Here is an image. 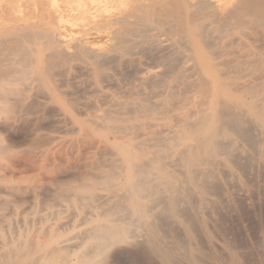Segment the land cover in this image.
Segmentation results:
<instances>
[{
	"label": "bare ground",
	"instance_id": "bare-ground-1",
	"mask_svg": "<svg viewBox=\"0 0 264 264\" xmlns=\"http://www.w3.org/2000/svg\"><path fill=\"white\" fill-rule=\"evenodd\" d=\"M11 1L13 0H9V2ZM63 1L65 4V12L64 10L61 11L59 8L58 10L65 14V33L37 28L38 26L33 22L34 20L29 18L30 15L28 19H26L25 25H19L18 23L13 24L10 26L11 28L9 30L2 33L0 37V114L7 110L11 96H15L14 101L17 100L19 103H27L28 99L32 98L31 92L35 87L34 85L40 84L48 86L50 98L61 105L60 110H64V114L70 113L72 115V110H79L75 107L79 102L74 104L70 102V100L64 101L61 96L62 92L59 94L56 91L58 87H56L57 84L54 78L55 76L59 77L58 75L63 76L64 74H68L66 72L72 70L74 67H79L78 70H82L87 76L88 81H85V83L89 82L88 87H92L93 89L91 91L89 88V91L93 92L94 95H99L90 102V107L88 104L81 105V110L83 108L85 109V106L89 108L92 106L93 109V112H90V116L83 121L84 125L82 124V126L84 127V132L86 133V137L88 135L92 138L91 135H97L102 142L106 143L105 147H103L104 151L110 153L112 157L107 159L105 163L101 162L103 163L102 165H100V160L98 159L99 165H96V170L98 171L96 174L92 175L89 172L92 175L91 177L85 178L80 183L76 182L74 185H69L70 187H67V189L64 188L58 193L56 192V199L68 201L67 206L78 211L82 222L81 224L75 223L63 229H59V227L56 228L52 225L49 227L42 226L32 229V231L29 227L19 228L17 226L18 228H16L13 227L15 225H13L14 217H9L5 211L12 205V214H17L19 208L15 204L13 205L8 199L2 198L4 200L0 201V264H103L104 260H108L106 258L112 248L124 242L141 243L146 246L151 253L156 255L157 258L159 257L161 260L168 263L175 264V260L177 261L178 257L181 256V261H184L186 264H206L199 253L201 252L199 245L202 244L201 246L204 248L206 241L203 240L202 234H199V228H196L198 225H195L196 230L194 227L193 229L195 233L197 231L202 237L203 243H201V241V244L199 243L198 245L196 243L197 241L195 242L199 235L196 234V237L193 232L194 230L190 223L192 219L189 220L184 217L186 215L188 217L191 211L189 210L188 214L184 213L183 216L181 211L182 205L184 203L187 205H197V201L193 197L194 194L198 199L199 207L206 209L208 204L212 201L211 195L216 196L217 193L213 183L219 181V179L221 180L219 174L213 169L214 165L220 162L224 164L231 162L234 164L235 162L232 160V154L236 152L241 154L245 148L249 150L252 148L251 151H254L253 147L259 146L258 144L261 146L264 145V47L259 45V41L264 42V0ZM58 7H60V5H58ZM13 12H23L22 6L19 5L18 9H13ZM0 14L5 15L3 11ZM100 32L105 33L104 41L100 40L99 37L101 42L96 40ZM259 37H261V40H259ZM150 52L158 54L153 61L160 66V69H150L141 77H137V79L142 84H150L149 87H152V89L150 88L151 93L143 91L146 95L141 98H135L134 92L130 90L133 86L130 84L132 86L129 89L130 92L128 93V90L126 91V94H129V98L127 97L128 100H121L116 97L118 92L116 95L111 94L110 96L104 94L105 91L103 89L106 84L108 85L107 82L116 79L112 70H115L116 73L117 66L119 67L123 64L132 65L136 62L139 55H146L145 57H148ZM188 61L191 63L186 64ZM136 65L138 64L136 63ZM149 65L152 64L150 63ZM146 66L148 65L146 64ZM150 67L152 68V66ZM136 72L139 73L140 71ZM118 73L119 75L121 74L120 72ZM132 73L133 72L128 73V75H130L128 76L129 78ZM78 77V80L76 79L77 81L80 79V76ZM59 78V81L63 83L64 80L62 77ZM82 80L84 82V79ZM82 80H80V82ZM80 82H77V84H80ZM85 83H83L84 86ZM129 83L130 82L127 84ZM125 84L122 86H125ZM65 85L67 84L65 83ZM122 86H118V88ZM73 87L71 88L73 89ZM157 88L160 89L157 90ZM39 89L41 90V88ZM138 89H140V87ZM67 90L65 91L70 93ZM93 93L91 95H93ZM152 94H154V97H159V99L154 100ZM77 95L76 97H78L79 100L80 96ZM138 95L141 96L139 93ZM34 96L37 95L35 94ZM103 96L107 100L111 99L108 100L110 102L105 103L107 107H103L102 105L104 104H101L103 103L102 101H104H101ZM76 97L74 100H76ZM81 98L79 100L80 103ZM41 100H43V98H41ZM82 100L85 101V97H83ZM82 106L84 107L82 108ZM88 107L86 109H88ZM28 109L29 108L26 110ZM19 111L20 110H18V112ZM87 111L89 112L90 110L88 109ZM27 113L30 112L27 111ZM33 114L35 113L33 112ZM161 128H166L164 129L166 131H163ZM139 129H148L149 132L142 134L141 131L143 130H141V135L139 134L137 136L138 133H134ZM31 130L33 129L31 128ZM57 131H55V133ZM12 133H10V136H12ZM26 134L27 133H25V135ZM38 135H44V132ZM111 136L113 139H111ZM82 138L85 140V136H82ZM46 139L49 141L50 138L47 137ZM2 140L3 139L0 138V154L7 150ZM38 140H36L37 144L42 139ZM97 140L95 139V141ZM41 143L49 146L48 142V144H46V142ZM89 143L93 142L91 141ZM96 143L94 144L96 145ZM37 144H34V146L36 145L35 147H38L41 145L39 144L37 146ZM94 144H92V147H95ZM30 148H32V146ZM30 148L27 146L26 150ZM22 149L23 148H21V150ZM100 151L102 152V150ZM58 154L56 157H58ZM33 155L37 157L36 153ZM255 156L256 154L254 157ZM237 157L236 155V158ZM239 157V160L243 158L240 155ZM247 157L249 158L250 156L248 155ZM87 158L91 159V157H86L84 159ZM243 159L246 160L245 157ZM247 160L245 161L247 162L246 164L252 165L250 162L253 159H251L250 162ZM78 161H80V159H78ZM69 162L71 163V161ZM83 163L85 162L81 164ZM73 164L71 163L72 166ZM236 164L237 163H235V165ZM79 165H77V167ZM14 166L18 168L22 167L17 165ZM56 166L59 167L58 165ZM236 166H238V164ZM77 167L76 169L78 170ZM90 167H92V165ZM260 167L262 166L260 165ZM249 168L247 167L246 169L249 170ZM246 169L243 167L244 171ZM255 169L256 167L253 170L254 172H256ZM54 170L51 169L53 172ZM82 170L83 169H81V171ZM243 170L241 171L244 174ZM15 174H17V172ZM40 174L43 175V172H40ZM224 174H226V172ZM1 175L0 193H3L4 190L11 195L13 191L19 190L18 185ZM263 175L261 174L262 179L264 177ZM54 177L55 176H53L52 179H54ZM246 177L248 178V176ZM246 177L245 180L247 181ZM223 178L225 179V176H223ZM253 178L252 176V179ZM54 180L52 181L54 182ZM250 180L251 178L249 182ZM251 181L252 184L253 182L256 184L254 179ZM252 184L251 187H256V185L252 186ZM44 185L42 186L44 187ZM227 185L229 184L227 183ZM48 186L50 187V185ZM235 186L234 182L233 188ZM43 187L41 188L43 189ZM228 187L230 189V186ZM46 189L47 188H45V190ZM221 189H223V187ZM254 189L256 190V188ZM259 189V192H261V186ZM250 192L252 191L250 190ZM250 192L249 194H251ZM252 194L254 195L256 193ZM220 198L221 197L218 199ZM220 200L222 201V199ZM253 200L255 199L253 198ZM97 201L99 202L97 203ZM241 202L243 201L241 200ZM252 202L254 205L256 200ZM61 203L59 204L58 201L57 204L62 205ZM224 203H226V201ZM258 203L260 204H257L258 207H264V205L261 207L260 202ZM239 205L243 206L244 203L243 205L242 203ZM225 206L224 204V207ZM255 206L252 208H255ZM61 207L65 208L63 206ZM210 208L212 207H209V209ZM85 209H88L87 216L85 213V216L82 217V212ZM42 210L39 212H42ZM244 210L242 208L241 212H244ZM248 211L254 213L256 209L254 211L252 209ZM257 211L262 215L259 209H257ZM195 212L197 214V211ZM38 213L37 216L40 217L38 219H40L42 223H46L49 220L48 213H45L46 215L44 214L43 216H40L41 213ZM25 215L28 216L29 214ZM57 215H60V209ZM207 215L209 216V214ZM220 215L221 214L217 215V217H220ZM230 216L231 215H229V217ZM239 216L242 218L240 219L241 221L244 220L241 214ZM70 217L69 219L72 218ZM166 218L173 219L177 226L182 227L187 241L182 242L176 239V236L182 232H179L177 235H175L176 232L172 233L175 227L171 228V224V226L168 227L171 233L174 234L173 238L169 237L170 234H168V236L162 232V224L164 225V223H162L161 220H166ZM191 218L193 217L191 216ZM18 219L19 218H17V220ZM198 219L200 218L198 217ZM210 221L213 222L211 217ZM263 221H259L260 224L258 223L257 225L261 227L264 223ZM192 222L194 221L192 220ZM220 223L221 222H218V224ZM212 224L215 226L214 223L210 224V222H208L210 227L213 226ZM222 225L224 226L225 223ZM218 226L219 225H217V227ZM236 226L239 225L237 224ZM258 226L257 229H260ZM227 227L228 226L225 225L224 229ZM213 228L211 229L212 232L214 230ZM179 229L177 228L178 231ZM218 229L222 231V234L226 231L222 230L223 228L220 229L218 227ZM227 232L230 234L229 230ZM213 233H215L216 236L217 230H214ZM205 235L207 240H209L208 229H205ZM217 235L220 236V234ZM182 236L185 238L184 235ZM219 236L216 237L218 239L220 238L219 240L222 241L221 236ZM223 237H225V234H223ZM258 237L261 238V236L257 235V238ZM74 239L77 240L76 242L74 241L75 243H66ZM259 240L260 239H258V241ZM222 242H224V239ZM232 242L234 243V241ZM260 243L262 242L258 243L259 246L261 245ZM237 244L236 242L234 245L239 247ZM234 245L233 247L235 249ZM244 245L246 246V244ZM125 248H127V246ZM124 249L122 248L121 250ZM133 249L132 247L129 253H131ZM240 249L239 247V250ZM236 250H238V248H236ZM113 252L115 254L117 251L114 249ZM126 252L128 253V250ZM260 252L259 250V253ZM136 253L141 256V254H139L140 252ZM208 253L209 252H207L206 255L203 253V255L210 258ZM223 255L225 254L222 253V256ZM114 256L116 257V254ZM124 256L127 255L125 254ZM144 256L145 253L143 257ZM213 256L212 258H214ZM237 257L239 260H244V258H240L239 255ZM237 257L233 254L227 264H240ZM255 260L250 262L256 264ZM146 261H148V259ZM108 263L110 264L109 261ZM179 263L180 262L177 261V264ZM223 263L225 264V262ZM241 264H245V260L243 263L241 262Z\"/></svg>",
	"mask_w": 264,
	"mask_h": 264
},
{
	"label": "rangeland",
	"instance_id": "rangeland-1",
	"mask_svg": "<svg viewBox=\"0 0 264 264\" xmlns=\"http://www.w3.org/2000/svg\"><path fill=\"white\" fill-rule=\"evenodd\" d=\"M55 1V2H54ZM57 1V2H56ZM63 0H13V1H11V2H9V0H0V13H2V11H3V13H5V15H1L0 14V37H1V35H2V33H4L5 31H7V30H9L11 27L10 26H12L13 24H16V23H18L19 25H25L26 23V19H28V16H29V18H32V20H34L33 22L38 26L37 28H39V29H41V30H55V31H57V32H62V33H65V14H64V12H65V4H64V1L62 2ZM60 2V3H59ZM56 3V4H55ZM60 5V7H58V5ZM19 5H21L22 6V9H23V12H16V13H14L13 12V9H18L19 8ZM52 5H54V6H52ZM57 5V6H56ZM38 6V7H37ZM54 7V8H53ZM58 8L59 9H61V11H63L64 10V12H61L60 10H58ZM27 9V10H26ZM29 10V11H28ZM37 10V11H36ZM57 11H60V12H57ZM37 12V13H36ZM18 13V14H17ZM62 13V14H61ZM21 14V15H20ZM24 14V15H23ZM20 15V16H19ZM59 15H61V16H59ZM27 16V17H26ZM42 20V21H41ZM64 31V32H63ZM101 33V32H100ZM98 34V38H96V40H98L99 42H101L100 40H105V33H101V34ZM102 36H103V38H102ZM99 37H100V40H99ZM260 39L259 40H261V37H259ZM102 41V42H103ZM261 42H263V41H259V45L261 46V47H264V42L263 43H261ZM261 43V44H260ZM156 55H158V54H156V53H153V52H150V54L148 55V57H145L146 55H143V56H141V55H139L138 56V58L136 59V62L134 63V64H132V65H127V64H123V65H121V66H117V70H116V73H115V70H112V73H114V75H115V77H116V79H114V80H112L111 82H107L108 83V85H110V86H108L106 83H104V84H106L105 85V87H104V91H105V93L104 94H107V95H116L117 94V92H118V95H116V97H118L119 99H121V100H128V98H129V94H126L127 92V90H128V93L130 92V90H132L133 92H134V96H135V98H141V97H143L144 95H146V93H151V90H150V88L152 89V87H149L150 86V84H142L138 79H137V77L139 78V77H141L142 75H144L148 70H150V69H152V70H156V69H160V66H158V64L155 62V61H153L154 60V58H155V56ZM153 62V63H152ZM136 63L138 64V65H136ZM144 63H146L148 66H146V64H144ZM152 64V65H149V64ZM191 62L190 61H188V62H186V64H190ZM135 66H136V68H135ZM150 66H152V68L150 67ZM156 66V67H155ZM128 67V68H127ZM134 67V68H133ZM141 67V68H140ZM154 67V68H153ZM78 68L79 67H74V68H72V70H70V71H68V72H66V73H68V74H64L63 76H61V75H58L59 77H62V79L64 80V82L62 83V82H60L59 81V77H57V76H55V78H54V80H55V83L57 84V86L56 87H58V89L56 90L59 94H61L60 92H62V94H61V96H62V98H63V100L65 101H69L70 100V102H72V103H78V104H76L75 105V107H76V109H79V110H72V112H73V114L71 115L70 113H65L64 114V110L62 111V110H60L61 108V105L58 103V102H55V100H52L51 98H50V92H49V88H48V86H44V85H40V84H37V85H34L35 87H34V89L32 90V98H30V99H28V102L27 103H19V102H17V100L16 101H14L15 100V96H11V98H10V100H9V102H8V107H7V110L4 112V113H1L0 115V138L1 139H3L2 141H3V143H4V145L7 147V150L5 151V152H3V153H1L0 154V173L2 174H0L1 176H3V177H6V179H8V180H11V181H13L16 185H18L19 186V190H16V191H13L12 192V194L10 195V193H7L6 191H4L3 190V193H0V201L1 200H4V199H2V198H5V199H8L9 201H11V203L14 205H16L19 209H18V213L17 214H12V205H10L11 207L9 208V209H7L5 212H6V214L9 216V217H11V216H13L12 218H13V227H16V228H21V227H29V228H31L30 230L32 231V229H35V228H37V227H49V226H55L56 228H58L59 227V229H63V228H65V227H68V226H71V225H73V224H81L82 222H81V218H80V216H79V213H78V211L76 210V209H74V208H69L68 206H67V204H68V201H66V200H63V199H56V196H57V194H56V192L58 193L59 191H61L62 189H67V187H70L71 185H74L76 182H78V183H80V182H82L85 178H87V177H91L93 174H96L98 171L96 170V167L99 165L98 163H99V160H100V165H102L103 163H101V162H104L105 163V161L107 160V159H110L112 156H111V154L110 153H108V152H106V151H104V148L103 147H105V145H106V143H104V142H102L101 140H100V138L97 136V135H91V137L92 138H90V136H88L87 135V137H86V133L84 132V127L82 126V124L84 123L83 121L84 120H86L89 116H90V112L92 113L93 112V109H92V106H91V108H89L90 107V102L93 100V99H95V97L96 96H99L98 94H95L94 95V93L93 92H91L93 89H92V87H88V85H89V82H86L85 83V81H88L87 80V76L84 74V72L82 71V70H78ZM121 68V69H120ZM133 68V69H132ZM137 68H138V70H137ZM129 69V70H128ZM140 69V70H139ZM133 70V71H132ZM135 70V71H134ZM114 71V72H113ZM120 72L121 74L119 75V73L118 72ZM127 71V72H126ZM128 71H130V72H133L132 74H131V77L129 78L128 76H130V75H128V73H130V72H128ZM136 71H140L139 73L138 72H136ZM76 73H77V75H76ZM83 73V74H82ZM122 74H124V75H122ZM134 74H136V75H134ZM66 75H67V77H66ZM74 75V76H73ZM77 77H76V76ZM78 76H80V79H79V81H77L78 80ZM66 77V78H65ZM71 77V78H70ZM76 77V78H75ZM136 77V78H135ZM65 78V79H64ZM68 78V79H67ZM72 78H73V80H72ZM77 79V80H76ZM82 79H84V82H83V80ZM86 79V80H85ZM123 79V80H122ZM128 79V80H127ZM62 80V81H63ZM66 80V81H65ZM80 80H82L81 82H80ZM122 80V81H121ZM127 82H126V81ZM73 81V82H72ZM114 81V82H113ZM115 81H116V83H115ZM69 82V83H68ZM74 82H76V83H74ZM77 82L79 83L80 82V84H77ZM120 82V83H119ZM124 82V83H123ZM125 82H126V84L128 83V82H130L129 84H125ZM65 83L67 84V85H65ZM74 83V84H73ZM83 83H85V86H84V84ZM113 83V84H112ZM60 86H59V85ZM63 84V85H62ZM116 84V85H115ZM121 84V85H120ZM123 84H125V86H122ZM133 86V88H131L130 89V87H132L131 85ZM75 85H78V86H75ZM81 85V86H80ZM113 87H112V86ZM147 85V86H146ZM37 86V87H36ZM43 86V87H42ZM62 86H63V88H62ZM65 86V87H64ZM67 86V87H66ZM74 86V87H73ZM118 86H122V87H124V88H122V87H120L121 88V90H120V88H118ZM71 87H73V89L71 88ZM75 87H77V88H75ZM81 87V88H80ZM136 87V88H135ZM140 87V89H138ZM39 88H41V90L39 89ZM89 88H90V90L91 91H89ZM108 88H111V89H107ZM118 88V89H117ZM135 88V89H134ZM144 88V89H143ZM68 89V90H67ZM82 89V90H81ZM117 89V90H116ZM130 89V90H129ZM134 89V90H133ZM138 89V90H137ZM142 89V90H141ZM158 89H160V88H157V90ZM35 90V91H34ZM64 90V91H63ZM65 90H67V91H69L70 93H68V92H66ZM76 92H75V91ZM78 90V91H77ZM84 90V91H83ZM87 90V91H86ZM110 90H112V91H110ZM116 90V91H115ZM137 90V91H136ZM72 91V92H71ZM74 91V92H73ZM115 91V92H114ZM119 91H121V92H119ZM143 91L144 92H146V93H143ZM37 92V93H36ZM83 94H82V93ZM108 92V93H107ZM34 93V94H33ZM47 93V94H46ZM72 93V94H71ZM74 93V94H73ZM79 93H80V95H79ZM85 93V94H84ZM93 93V95H91ZM137 93V94H136ZM138 93L141 95V96H139L138 95ZM37 95V96H34V95ZM45 94V95H44ZM77 96H80L79 97V100H80V98L83 96V97H85V101L84 100H82V98H81V103H80V101L78 100V97H76V95ZM103 94V95H104ZM124 94H126V95H124ZM122 95V96H121ZM138 95V96H137ZM153 96V98H154V100H158L159 99V97H154V94H152ZM155 96H156V94H155ZM44 97H46V98H44ZM76 97V100H78V101H76V100H74V98ZM121 97V98H120ZM128 97V98H127ZM41 98H43V100H41ZM71 98H72V100H71ZM102 100H104V101H102ZM108 100H111V99H108ZM107 99H105L104 98V96H103V98L101 99V101L103 102V103H101V104H104V105H102L103 107H107V104H105V103H107V102H110V101H108ZM153 100V99H152ZM32 101H33V103H32ZM37 101V102H36ZM41 101V102H40ZM44 101V102H43ZM83 101H84V103H83ZM88 101V102H87ZM16 103V104H15ZM11 104V105H10ZM15 104V105H14ZM25 104V105H24ZM52 104V105H51ZM88 104V106H85L86 108L88 107V109L90 110L89 112L87 111L88 109H84L83 107L84 106H82V110L80 109L81 108V105H87ZM32 105H34V106H32ZM78 105V106H77ZM80 105V106H79ZM10 106V107H9ZM12 106V107H11ZM24 106V107H23ZM57 107V108H56ZM20 108V109H19ZM27 108H29L28 110H26ZM13 111H12V110ZM55 109H56V111H55ZM10 110H11V112H10ZM18 110H20L19 112H18ZM24 110H25V112H24ZM27 111L28 112H30V113H27ZM38 111V112H37ZM40 111V112H39ZM82 111V112H81ZM87 111V112H86ZM13 112V113H12ZM18 112V113H17ZM33 112L35 113V114H33ZM80 112V113H79ZM17 113V114H16ZM49 113H50V115H49ZM88 113V114H87ZM5 114H6V116H5ZM10 114V115H9ZM46 114V115H45ZM82 114V115H81ZM84 114V115H83ZM61 117H60V116ZM80 115V116H79ZM45 116V117H44ZM67 116V117H66ZM18 117V118H17ZM42 119H41V118ZM51 117V118H50ZM28 118V119H27ZM40 118V119H39ZM10 119H12V120H10ZM51 119V120H50ZM22 120V121H21ZM49 120V121H48ZM53 120V121H52ZM17 121V122H16ZM24 121V122H23ZM32 123H31V122ZM49 122V123H48ZM53 122V123H52ZM67 122V123H66ZM45 123V124H44ZM71 125H70V124ZM16 124H17V126H16ZM18 124H21V125H18ZM31 124V125H30ZM35 124V125H34ZM58 124V125H57ZM65 124H66V126H65ZM69 124V125H68ZM14 125V126H13ZM44 125H45V127H44ZM68 125V126H67ZM84 125V124H83ZM43 126V127H42ZM64 126V127H63ZM40 127H42V128H40ZM72 127V128H71ZM14 128V129H13ZM15 128H17V129H15ZM31 128L34 130H31ZM76 128H77V132H76ZM28 129V130H27ZM47 129V130H46ZM58 131H57V130ZM62 129V130H61ZM163 131H166V130H164V129H166V128H161ZM30 130V131H29ZM46 132H45V131ZM141 130H143V129H139V130H137V131H135V133L134 134H137V136L140 134V131ZM7 131V132H6ZM11 131V132H10ZM12 131H13V133H14V135H13V133H12ZM17 131V132H16ZM29 131V132H28ZM55 131H57L56 133H55ZM64 131V132H63ZM144 131V132H143ZM143 131H141L142 132V134H144V133H147V132H149V130L147 129V130H143ZM12 133V136H10L11 134L10 133ZM43 132H44V135H38V134H40V133H42L43 134ZM75 132V133H74ZM25 133H27L26 135H25ZM34 133V134H33ZM53 133V134H52ZM61 133H65V134H61ZM72 133H74V134H72ZM85 133V134H84ZM7 134V135H6ZM84 134V135H83ZM9 135V136H8ZM33 135H38L37 137L36 136H33ZM141 135V134H140ZM27 136V137H26ZM30 136V137H29ZM50 136V137H49ZM82 136L84 137L85 136V140H84V138H82ZM31 137H34V138H31ZM44 137V138H43ZM50 138L49 139V141L46 139V138ZM56 137V138H55ZM27 138V139H26ZM31 138V139H30ZM37 138V139H36ZM59 138V139H58ZM6 139V140H5ZM33 139V140H32ZM40 139H42V140H39ZM94 139V140H93ZM95 139L97 140V141H95ZM111 139H113V137L111 136ZM10 140V141H9ZM34 140H35V142H34ZM36 140H38L39 142H38V144H37V141ZM47 140V141H46ZM50 140H51V143H50ZM88 140V141H87ZM5 141V142H4ZM7 141V142H6ZM33 141V142H32ZM53 141V142H52ZM93 142V143H89V142ZM41 142H46V144H48L49 143V146L48 145H44V143H41ZM48 142V143H47ZM81 142V143H80ZM84 142H85V144H84ZM87 142V143H86ZM97 142V143H96ZM30 143V144H29ZM94 143H96V145L94 144ZM102 143H104V144H102ZM34 144H37V146L39 145V144H41V145H39L38 147H35L34 146ZM59 144V145H58ZM92 144H94L95 145V147H92ZM32 146V148H30L31 146ZM259 146H256V147H253V149H254V151H255V148H256V151H255V153H254V151L252 150L251 151V149L252 148H250V150L249 149H246L245 148V150H243L242 151V153L240 154L239 152H236V153H234V154H232V160H234V162L235 163H237L238 164V166H236L235 165V163L234 164H232L231 162H229V163H227V164H224V163H222V162H220V163H217V164H215L214 165V167H213V169L216 171V173H218L219 174V176L221 177V180L219 179V181H217V182H214L213 184H214V187H215V191H217V193H216V196H213V195H211V199H212V201L208 204V207L206 208V209H202V208H200L199 207V205H198V199L196 198V196L193 194V197L195 198V200L197 201V205H193V204H191V205H187V204H185L184 202V204L182 205V214H183V216H184V213L185 214H188V211L190 210L191 212V216L193 217V218H191V216H190V213L188 214V217H187V215L186 216H184L185 218H187V219H192L194 222H192V220H190V223H191V227H192V229H193V227H194V229H195V227L198 225V227H196V228H199V230H198V232H199V234H202L201 236L203 237V240L204 241H206V245L209 247H207L205 244H203V245H205L204 246V248H202V244L201 243H203V240H202V237L198 234V232L196 231V233H195V230L193 231L194 232V234H195V236L197 237V235L196 234H198L199 236L196 238V240H195V242L199 245V243L201 244V245H199L200 246V249H201V252H199L200 254H201V258L203 259V260H205V263L207 264V263H209V264H224L223 262H225V264H227V263H229L228 261H229V259L230 258H232V256H233V254H234V256L235 257H237L238 255H239V257L240 258H244V260H245V264H254V262H250V261H254L255 259V263L256 264H264V243H263V238H264V226H263V218H264V212H263V210L264 209H262V208H264V207H262L263 205H264V201H262V200H264V186H262V185H264V177H263V179H262V176H261V174L263 175L264 174V171H262V170H264L263 168H264V153H263V151H264V145L263 146H261L260 144H258ZM27 146H28V148H30L31 149V151H30V149H27L26 150V148H27ZM47 146V147H46ZM101 146H102V148H101ZM19 147H20V149H19ZM35 147V148H34ZM62 147H64V148H62ZM70 147V148H69ZM82 147V148H81ZM88 147H89V151H88ZM97 147V148H96ZM11 148H13V149H11ZM21 148H23L22 150H21ZM37 148V149H36ZM43 148V149H42ZM61 150H60V149ZM20 151H19V150ZM33 149H34V151H33ZM39 149H41V150H39ZM102 150V152L100 151V150ZM24 150V151H23ZM84 151V153H83V151ZM22 151V152H21ZM30 151V152H29ZM71 153H73V154H71ZM92 151V152H91ZM247 151V152H246ZM15 152V153H14ZM27 152V153H26ZM49 152H51V153H49ZM81 152V153H80ZM91 154H90V153ZM100 152V153H99ZM257 152V153H256ZM14 153V154H13ZM20 153V154H19ZM22 153V154H21ZM24 153H25V155H24ZM36 153V155H37V157L35 156V155H33V154H35ZM40 155H39V154ZM58 153H60V154H58ZM86 153V154H85ZM88 153V154H87ZM104 153V154H103ZM106 153V154H105ZM248 153V154H247ZM254 153V154H253ZM7 154V155H6ZM19 154V155H18ZM27 154V155H26ZM57 154H58V157H56L57 156ZM78 154V155H77ZM101 154H103V155H101ZM256 154V156L254 157V155ZM4 155H6V156H4ZM16 155V156H15ZM18 155V156H17ZM29 155V156H28ZM32 155V156H31ZM39 155V156H38ZM48 155H49V157H48ZM67 155V156H66ZM71 155H73V156H71ZM236 155L239 157V155L240 156H242L243 158L245 157V159L247 160V156L249 155L250 157L248 158V160L247 161H249L250 162V160L251 159H253V160H251V162L250 163H252V165L250 164V165H247L246 163L247 162H245L246 160H244L242 157V159L241 160H239L240 159V157L238 158H236ZM25 156V157H24ZM35 156V157H34ZM42 156V157H41ZM76 156H77V158H76ZM82 156V157H81ZM94 156V157H93ZM102 156H104V157H102ZM234 156V157H233ZM24 157V158H23ZM41 157V158H40ZM64 157H66V158H64ZM86 157H91V159H84V158H86ZM96 157V158H95ZM52 158V159H51ZM56 158V159H55ZM94 159V162H93V159ZM102 158V159H101ZM237 160H236V159ZM251 158V159H250ZM32 159V160H31ZM37 159V160H36ZM38 159H39V161H40V163H39V161H38ZM51 159V160H50ZM64 159V160H63ZM67 161H66V160ZM78 159H80V161H78ZM99 159V160H98ZM59 160V161H58ZM73 160V161H72ZM76 160V161H75ZM255 160V161H254ZM19 161H20V163H19ZM26 161H27V163H30V164H27L26 163ZM38 161V162H37ZM69 161H71V163L73 164V166H75V167H73L72 165H71V163L69 162ZM85 162V163H83V164H81L82 162ZM87 161V162H86ZM89 161V162H88ZM98 161V162H97ZM241 161V162H240ZM5 162V163H4ZM35 162V163H34ZM54 164H53V163ZM60 162H62V163H60ZM65 162V163H64ZM93 162V163H92ZM240 162V163H239ZM244 162V163H243ZM248 162V163H249ZM256 162V163H255ZM15 163V164H14ZM17 163H19V164H17ZM25 163V164H24ZM43 163V164H42ZM68 163V164H67ZM17 165V166H19V167H21V168H18V167H15L14 165ZM27 164V165H26ZM34 164V165H33ZM39 164H41V165H39ZM75 164H77V165H79L78 167H77V165H75ZM86 164V165H85ZM89 164H91L92 165V167H90L91 165H89ZM98 164V165H97ZM254 164V165H253ZM10 165V166H9ZM11 165H13V166H11ZM26 165V166H25ZM31 167H33V168H31ZM33 165V166H32ZM38 165V166H37ZM47 166V168H46V166ZM48 165H49V167H48ZM56 165H58L59 167H57ZM63 165V166H62ZM68 165H69V167H68ZM71 165V166H70ZM97 165V166H96ZM222 165V166H221ZM224 165V166H223ZM235 165V166H234ZM241 165H247V166H241ZM260 165L262 166V167H260ZM9 168H8V167ZM35 166V167H34ZM65 166V167H64ZM39 167V168H38ZM52 167V168H51ZM73 167V168H72ZM76 167L78 168V170L76 169ZM220 167H224V168H220ZM236 167H237V169L239 170V171H241V170H243V167L246 169L247 167L249 168V170H243L244 171V174L245 173H247V172H249V173H247V174H243L242 173V171L241 172H239L237 169H236ZM256 167V169H255V171L256 172H254L253 170H254V168ZM7 168V169H6ZM14 168V169H13ZM16 168V169H15ZM28 168V169H27ZM56 168V169H55ZM58 168H60V169H58ZM72 168V169H71ZM79 168H80V171H79ZM91 168V169H90ZM242 168V169H241ZM29 169H31V170H29ZM36 169V170H35ZM51 169L52 170H54V172L53 171H51ZM69 169H71V170H69ZM81 169H83L82 171H81ZM93 169V170H92ZM222 169V170H221ZM8 170H10V171H8ZM56 170H57V173H56ZM62 170V171H61ZM64 170V171H63ZM77 170V171H76ZM87 170V171H86ZM88 170H91V171H88ZM260 170H261V172H260ZM7 171V172H6ZM21 171H22V173H21ZM27 171H29V172H27ZM32 171V172H31ZM49 171H50V175H49ZM85 171V172H84ZM93 171V172H92ZM10 172V173H9ZM17 172V174H15ZM40 172H43V175H41L40 174ZM74 172H76V173H74ZM79 172V173H78ZM80 172H83V173H80ZM87 172V173H86ZM92 174H90V173ZM226 172V174H224ZM8 173V174H7ZM51 173H52V175H51ZM61 173V174H60ZM63 173H65V174H63ZM84 173H86V174H84ZM256 173V174H255ZM259 173H261V174H259ZM60 176H59V175ZM77 174H78V176H77ZM90 174V175H89ZM224 174V175H223ZM235 174V175H234ZM242 174V175H241ZM252 174H254V175H252ZM49 175V176H48ZM66 177H65V176ZM87 175V176H86ZM225 176V179H226V177H227V179L225 180L224 178H223V176ZM226 175H228V176H226ZM244 175V176H243ZM37 176H39V177H37ZM53 176H55L54 177V179H56V180H54V179H52V177ZM59 176V177H58ZM85 176V177H84ZM246 176H248V178L246 177ZM252 176L254 177L253 179L255 180V182H256V184L253 182V184L251 183L252 181L251 180H253L252 179ZM264 176V175H263ZM46 177V178H45ZM49 177H51V178H49ZM233 177H235V178H233ZM245 177L247 178V181L245 180ZM47 179V180H45V179ZM49 178V179H48ZM76 178V179H75ZM77 178H78V180H77ZM251 178V180H250V182H249V179ZM40 179V180H39ZM42 179V180H41ZM44 179V180H43ZM51 179V180H50ZM31 180V181H30ZM35 180V181H34ZM52 180H54V182L52 181ZM27 181V182H26ZM29 181V182H28ZM33 181V182H32ZM226 181H228V182H226ZM21 182V183H20ZM44 182V183H43ZM226 182V183H225ZM234 182H235V185L238 187H234L233 188V186H234ZM247 182V183H246ZM27 183V184H26ZM35 183H37V184H35ZM227 183L229 184V185H227ZM39 184V185H38ZM45 184V185H44ZM220 186H219V185ZM239 184V185H238ZM248 184H250V185H248ZM251 184H252V186L253 185H256V187H251ZM37 187H36V186ZM42 185H44V187L42 186ZM48 185H50V187L48 186ZM70 185V186H69ZM217 185H218V187H217ZM52 186V187H51ZM56 188H54V187ZM59 186V187H58ZM228 186H230V189H229V187ZM261 186V192H262V194H261V192H259V187ZM36 187V188H35ZM41 187H43V189H44V191H43V189L41 188ZM48 187H49V189H48ZM58 187V188H57ZM223 187V189H221ZM23 188V189H22ZM27 190H26V189ZM32 188H33V190H32ZM37 190H35V189ZM45 188H47L46 190H45ZM254 188H256V190L254 189ZM21 189V190H20ZM240 189V190H239ZM30 190V191H29ZM43 192H42V191ZM250 190L252 191V192H250ZM46 191V192H45ZM255 191V192H254ZM16 192V193H15ZM221 192V193H220ZM236 192H237V194H236ZM243 192V193H242ZM246 192V193H245ZM249 192L251 193V194H249ZM20 193V194H19ZM22 193V194H21ZM24 193V194H23ZM47 193V194H46ZM65 193H66V191H65ZM215 193V192H214ZM220 193V194H219ZM245 193V194H244ZM252 193H256V194H252ZM28 194H29V197H28ZM222 194V195H221ZM234 194V195H233ZM27 195V196H26ZM38 195H39V197H38ZM40 195H41V197H40ZM50 195H52V196H50ZM218 195V196H217ZM250 195H252V196H254V197H252V196H250ZM257 195V196H256ZM26 198H24V197ZM31 196V197H30ZM47 198H46V197ZM50 196V197H49ZM237 198H236V197ZM105 197V196H104ZM216 197H221L220 199H222V201L220 200V199H218V198H216ZM252 199H251V198ZM257 199H256V198ZM24 198V199H23ZM49 198V199H48ZM193 198V199H194ZM238 198H239V200H238ZM253 198L256 200V203H254V205H253V202L252 201H255V200H253ZM11 199V200H10ZM30 199V200H29ZM103 199V198H102ZM29 200V201H28ZM236 200V201H235ZM241 200L243 201V202H241ZM262 201V203H261V201ZM32 201V202H31ZM58 201H59V204L61 203L62 205H59V204H57L58 203ZM65 201V202H64ZM195 201V202H196ZM226 201V203H224V202ZM239 201V202H238ZM30 202H31V204H30ZM42 202H43V204H42ZM57 202V203H56ZM99 201H97V203H98ZM223 202V203H222ZM258 202H260L261 203V207L262 208H260V206L258 207V205L257 204H259ZM36 203V204H35ZM39 203H40V205H39ZM238 203V204H237ZM240 203H242V205H243V203H244V205L243 206H241V205H239ZM42 204V205H41ZM222 204V205H221ZM224 204L226 205L225 207H224ZM245 204H246V206H245ZM57 206V208H56V206ZM59 205V206H58ZM239 205V206H238ZM253 205V206H252ZM257 207H256V206ZM260 205V204H259ZM50 206V207H49ZM61 206H63V207H65V208H62ZM215 206V207H214ZM255 206V208H252V207H254ZM34 207H36V208H34ZM61 207V208H60ZM195 207V208H194ZM197 207V208H196ZM209 207H212V208H210L209 209ZM215 209H214V208ZM226 207H228V208H226ZM34 208V209H33ZM40 208V209H39ZM42 208H43V210H42ZM220 208V209H219ZM241 208V209H240ZM242 208H243V210L244 209H246V210H244V212H241V210H242ZM11 209V210H10ZM59 209H60V215H57V212L59 211ZM63 209H65V210H63ZM230 209V210H229ZM251 209L254 211L255 209H256V211H254V213H251V212H249L248 210H250L251 211ZM257 209H259V212H261V214L263 215H260V213H258V211H257ZM42 210V212H39V211H41ZM49 210V211H48ZM58 210V211H57ZM87 210L88 209H85L83 212H82V217L83 216H85V213H86V216H87ZM207 211V212H205V211ZM261 210V211H260ZM30 211V212H29ZM65 211V212H64ZM195 211H197V214H196V212ZM203 211V212H202ZM210 211V212H209ZM217 211H218V213H217ZM221 213H220V212ZM226 211H227V214H226ZM228 211H229V215H231L230 217H229V215H228ZM238 211V212H237ZM252 211V212H253ZM34 212H35V214H34ZM41 213L40 214V216H43L45 213L47 214L48 213V218H49V220L46 222V223H42L41 221H40V219H38V218H40L39 216H37V213ZM63 212V213H62ZM234 212V213H233ZM240 212V213H239ZM255 212H257V213H255ZM263 212V213H262ZM38 213V214H39ZM209 214V216L211 217V220H213V222L212 221H210V217L207 215V214ZM224 213H225V215H224ZM245 214V216H244V214ZM25 214H29L28 216L27 215H25ZM45 214V215H46ZM90 214V213H89ZM219 214H221L220 215V217L218 216L217 217V215H219ZM235 216H234V215ZM238 216H237V215ZM242 215V217H243V219L244 220H240V219H242L241 218V216H239V215ZM255 214H257V215H255ZM228 215V216H227ZM25 216V217H24ZM72 218H71V217ZM182 216V217H183ZM190 216V217H189ZM226 216H227V219H226ZM234 216V217H233ZM16 217V218H15ZM23 217V218H22ZM69 217L71 218V219H69ZM198 217L200 218V219H198ZM209 217V218H208ZM245 217V218H244ZM259 217V218H258ZM262 219H261V218ZM17 218H19L18 220L19 221H22V222H19L18 220H17ZM29 218V219H28ZM249 218V219H248ZM38 219V220H37ZM165 219V218H164ZM164 219H162L161 221H162V223H164V225L162 224V227L164 228H162V232H164L166 235H168V234H170V238H173V235L174 234H172V233H175V235H177L179 232H182V233H179L177 236H176V239H178L179 241H187V238H186V236H185V234H184V232L182 231L183 229H182V227H180V226H177V224L175 223V221L173 220V219H170V218H166V220H164ZM238 219V220H237ZM69 220V221H68ZM220 220V221H219ZM231 220V221H230ZM79 221V222H78ZM171 222V223H168V225H167V223H165V222ZM227 221V222H226ZM252 221V222H251ZM259 221H263L262 223V226L260 227V226H258L257 224L259 223L260 224V222ZM17 222V223H16ZM62 224H60V223ZM195 222H196V224H195ZM208 222H210V224L211 223H214L215 224V226L213 225V226H211L210 227V225H208ZM216 222V223H215ZM218 222H221L222 224H224L225 223V225L226 226H230L229 228L227 227V228H225L224 229V226L220 223V224H218ZM224 222V223H223ZM237 222V223H236ZM248 222V223H247ZM19 223V224H18ZM22 223V224H21ZM67 223V224H66ZM172 226H171V225ZM219 225L218 227L220 228V229H222V230H226L225 232H223V234H225V237H223V234H222V231H219V229H218V227H217V225ZM239 225V226H236V225ZM19 225H22V226H19ZM25 225V226H24ZM37 225V226H36ZM196 225V226H195ZM249 227H248V226ZM252 225V226H251ZM258 226V228H260V229H257V226ZM18 226V227H17ZM171 226V228L172 227H175V230H173V229H171V230H173L172 231V233H171V231L169 230L170 228L169 227ZM213 227H217L216 229L215 228H213ZM253 227V228H252ZM263 227V228H262ZM167 228V229H166ZM177 228L179 229V231L177 230ZM214 229V230H217V233H216V236L218 237L219 235H217V234H220V236H221V240L223 241V239H224V242H222V241H220L216 236H215V233H213L214 232V230H213V232H212V230L211 229ZM235 228V229H234ZM205 229L207 230L208 229V235H209V237L211 238H209V240H207V238H206V235H205ZM209 229H210V231H209ZM230 231L229 233L230 234H228V230ZM251 229V230H250ZM167 230V231H166ZM258 230V231H257ZM260 230V231H259ZM233 233H232V232ZM236 231V232H235ZM168 232V233H167ZM226 232H227V234H226ZM252 232V233H251ZM257 233V234H256ZM32 234H34V233H32ZM181 234V235H180ZM182 235H184V237L185 238H183V236ZM207 235V236H208ZM228 235V236H227ZM231 235H232V237H234V238H232L231 237ZM257 235L258 236H261V238L260 237H258L257 238ZM180 236H182V237H180ZM219 236V237H220ZM227 236V237H226ZM254 237V238H253ZM169 238V239H170ZM230 238H232L231 240H228V239H230ZM257 238V239H256ZM201 239V240H200ZM243 239V240H242ZM258 239H260L259 241H258ZM76 242L77 240L76 239H74V240H70L69 242H66L67 244L68 243H72L73 244V242ZM232 241H234V243L232 242ZM74 242V243H75ZM236 242L238 243L237 245H239V247L241 248L240 250H239V247H237L236 245H234V244H236ZM259 242H262V243H260L261 245V247L259 246ZM225 243V244H224ZM243 243V244H242ZM249 243V244H248ZM64 244H65V242H64ZM235 246V249H234V247H233V245ZM244 244H246V246L244 245ZM131 245H132V247L134 248L133 249V251H131V253H129L130 252V250L132 249V247H131ZM134 245H135V247H134ZM226 245V246H225ZM231 247H230V246ZM127 246V248H125ZM129 246V247H128ZM137 246V247H136ZM142 246V247H141ZM212 246V247H211ZM219 246V247H218ZM244 246V247H243ZM255 246V247H254ZM208 249H207V248ZM227 247V248H226ZM247 247V248H246ZM124 249V250H121V249ZM221 248V249H220ZM232 248V249H231ZM236 248H238V250H236ZM114 249H115V251H117L115 254H116V257L114 256L115 254H114ZM249 249V250H248ZM120 250V251H119ZM128 250V253L126 252ZM138 250V251H137ZM140 250V251H139ZM202 250H204V251H202ZM205 250H207V251H205ZM251 250V251H250ZM259 250L262 252H260L259 253ZM122 251V252H121ZM140 252L139 254H141V256L140 255H137V253L136 252ZM146 251H147V253H146ZM207 252H209L208 254L210 255V258L209 257H206V256H204V255H206L207 254ZM252 252H254V253H252ZM114 255H113V254ZM127 255V256H124L125 254ZM144 253H145V256L143 257V255H144ZM203 253H204V255H203ZM222 253H224L225 255H223L222 256ZM237 253H241V254H237ZM249 253V254H248ZM122 255V257H121V255ZM245 254H248V255H245ZM259 256H258V255ZM117 255H118V257H117ZM214 255V256H213ZM256 255V256H255ZM112 256V257H111ZM179 256V255H178ZM212 256L214 257V258H212ZM242 256V257H241ZM255 256V257H254ZM263 256V257H262ZM110 257V258H109ZM114 257V258H113ZM226 257H227V260H226ZM114 259V260H112V259ZM119 258H121V259H119ZM145 258V259H144ZM159 258V257H158ZM157 258V256L156 255H154L153 253H151L150 252V250H148V248L146 247V246H144L143 244H139V243H137V242H133V243H126V242H124V243H120V244H117L116 246H114L113 248H112V250L110 251V253H109V255H108V257L106 258V259H108V260H104V262H103V264H109L108 263V261L110 262V264L112 263V264H174V263H168V262H165V261H163V260H161L160 258L158 259ZM249 258V259H248ZM255 258V259H254ZM117 259H119V260H117ZM148 259V261H146ZM153 259V260H152ZM221 259V260H220ZM237 259L239 260V258L237 257ZM253 259V260H252ZM259 261H258V260ZM155 260V261H154ZM160 260V261H159ZM182 260V258H181V256H179L178 257V260L177 261H179L180 263L179 264H183V262L181 261ZM224 260V261H223ZM244 260L242 261V260H239V262H240V264H241V262L243 263L244 262ZM157 261H159V262H157ZM177 261L175 260V264H177ZM222 261V262H221ZM107 262V263H106ZM152 262V263H151ZM164 262V263H163ZM184 264H186L185 262H184Z\"/></svg>",
	"mask_w": 264,
	"mask_h": 264
}]
</instances>
